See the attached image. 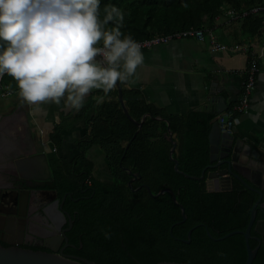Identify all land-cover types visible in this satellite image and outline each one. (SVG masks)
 Masks as SVG:
<instances>
[{
	"label": "trees",
	"instance_id": "obj_1",
	"mask_svg": "<svg viewBox=\"0 0 264 264\" xmlns=\"http://www.w3.org/2000/svg\"><path fill=\"white\" fill-rule=\"evenodd\" d=\"M185 4L187 7L183 6ZM100 5L101 18L105 5L119 7L124 13L121 30L136 41L190 28L214 30L215 19L220 17L227 19V28L232 30L234 41L239 40L240 34L253 40L264 38V12L250 14L241 20L229 19L227 14L229 10L240 13L252 7H264V0H100ZM112 26L115 25H108ZM2 82L12 90L16 88L7 75L0 78ZM242 94L243 89L240 98ZM122 97L134 120L140 121L148 114L136 134L137 127L124 114L115 89L102 102L93 105V113L86 121L89 135L74 143L79 153L70 161L64 158L49 160L53 187L58 198L66 194L63 207L72 219V227L66 233L69 243L66 252L96 264H156L162 261L244 264L246 249L241 234L221 240L214 238L233 230L243 231L258 195L236 179L231 180L229 190L209 191L205 179L195 180L175 172L168 156L171 145L163 136L166 122L154 119L168 120L176 142L172 157L178 161L179 171L199 176L209 163L208 135L216 114L169 115L147 102L139 90L123 85ZM240 98L227 105L226 111H232L233 120L242 113L233 111ZM83 114L76 113L75 117ZM61 129L59 123L55 124L50 135L56 146L62 140ZM93 146L105 155L111 176L109 182L92 174L93 163L87 158V151ZM127 170L140 175L132 182V189L128 186L131 176ZM78 175H82L81 181L76 178ZM144 185L152 194L170 188L184 207L185 221L172 226L181 220V213L171 194L164 192L154 197ZM259 220H264V208L260 205L250 231L252 236H259L255 229ZM194 226L190 242H184L187 231ZM257 243L249 240L251 248ZM251 264H264L263 243Z\"/></svg>",
	"mask_w": 264,
	"mask_h": 264
},
{
	"label": "crops",
	"instance_id": "obj_2",
	"mask_svg": "<svg viewBox=\"0 0 264 264\" xmlns=\"http://www.w3.org/2000/svg\"><path fill=\"white\" fill-rule=\"evenodd\" d=\"M226 22L224 17L215 19L216 28L213 31L218 40L251 48L258 66L248 106L234 119V137L242 140L244 146L248 144L252 150H264V38L253 40L240 34L239 40L234 41L230 33L232 30L227 28L229 24ZM141 50L144 63L137 70L135 84L127 88L139 90L147 102L169 115L210 113L215 98L222 97L227 105L240 98L249 53L211 52L207 42L192 38L174 39ZM120 87L122 91V85ZM0 91V140L4 150L11 152L14 147L19 153H23V149L31 153L42 152L47 156L48 163L50 159L59 158L70 161L79 153L74 143L89 135L86 121L93 113V105L101 102L98 97L103 95L93 91L85 99L83 107L75 111L67 110L63 102L61 105L46 104L34 109L19 98L17 88L12 90L3 82L0 83ZM5 91L10 93L3 95ZM79 112H84L83 116L75 117ZM57 123L62 128L59 146L50 139ZM87 158L93 163V176L109 182L111 176L107 168L106 171H99V165L107 162L104 153L93 146L87 151ZM24 201H27V197ZM20 207L21 200L15 204L16 209Z\"/></svg>",
	"mask_w": 264,
	"mask_h": 264
},
{
	"label": "clouds",
	"instance_id": "obj_3",
	"mask_svg": "<svg viewBox=\"0 0 264 264\" xmlns=\"http://www.w3.org/2000/svg\"><path fill=\"white\" fill-rule=\"evenodd\" d=\"M103 13L100 0H0V78L34 109L63 102L78 111L93 91L102 102L118 84L131 87L141 45L122 32L119 7Z\"/></svg>",
	"mask_w": 264,
	"mask_h": 264
},
{
	"label": "water",
	"instance_id": "obj_4",
	"mask_svg": "<svg viewBox=\"0 0 264 264\" xmlns=\"http://www.w3.org/2000/svg\"><path fill=\"white\" fill-rule=\"evenodd\" d=\"M116 88L118 101L124 114L137 127L135 132L136 134L141 129L144 119L148 114H144L140 121L134 120L128 114V111L124 105L120 85L118 84ZM227 107L228 106L224 99L222 97H217L215 98V105L211 107V111L217 115L224 112ZM154 119L164 120L166 122L167 130L163 136L171 145L168 151V156L169 159L173 161V170L175 172H179L185 177L195 180L205 179V183L209 191L229 190L231 186V180L236 179L245 188L255 192L258 195V198L254 201L250 209L249 220L243 231L233 230L221 237L214 238L215 240H221L233 234H241L244 237L246 249V259L244 264H251L260 244H264V224L261 225L262 227L260 236H252L250 233L256 219L257 206L260 205L264 208V150H252L248 144L244 146L242 140L235 139L234 137V134L236 133L235 127H233L230 132L224 133L219 130L218 125L216 122H214L208 135L209 163L202 169L199 176H190L186 173H183L182 171H179L178 161L172 157L176 142L172 138L168 120L161 117H154ZM6 133L8 136H10V133ZM135 134L132 136V138L135 136ZM10 137L12 138V136ZM0 138H2L1 135ZM129 143L130 142H128V144ZM4 149L5 148L3 146H0V169L5 170V173L8 174V176L18 177L22 185H25L24 181H44L51 178V169L47 161V156L42 152L31 153L29 150L23 149V153H19L14 147H12L11 152H6ZM127 173L131 176L128 181V186L132 189V182L139 179L140 175L139 173H132L129 170H127ZM139 187L140 186H138V188ZM144 187L146 188L148 194L154 197H157L164 192H169L171 194L173 203L179 207L181 213V220L172 224V226L185 221L186 214L184 207L178 203L174 192L170 188L160 189L156 194H152L147 185H144ZM138 188L134 189V191H136ZM2 190L3 189L0 188V194L2 193ZM64 197L65 196H63L61 202L59 203L60 208L62 207ZM41 212L46 215V217L48 216L44 210ZM66 215L68 227L64 229L62 233L69 230L72 226V221L70 220L69 215L67 213ZM63 219L65 220V216ZM50 222H52L51 219ZM259 222L262 223L261 221H257L256 225L259 224ZM195 227L196 226L190 228L187 231V238L183 240L184 242H190V235L192 229ZM256 227L257 226H255V228ZM207 235L211 237L208 231ZM250 239H254L258 242L254 248L249 246ZM60 240H66V238L61 237L59 242ZM64 247L65 245H63L57 253V249L55 248L48 252L42 250L25 249L16 245L5 247L0 244V264H96L93 261L76 255L62 253ZM156 264L187 263L162 261Z\"/></svg>",
	"mask_w": 264,
	"mask_h": 264
},
{
	"label": "flooded vegetation",
	"instance_id": "obj_5",
	"mask_svg": "<svg viewBox=\"0 0 264 264\" xmlns=\"http://www.w3.org/2000/svg\"><path fill=\"white\" fill-rule=\"evenodd\" d=\"M0 146H3L1 140ZM5 172L0 169V188L3 189L0 194V244L5 247L16 245L25 249L48 252L55 248L57 253L65 245L62 253L74 255L66 252L69 246L66 233L70 229L62 233L68 227L66 213L72 221L70 213L63 207L64 201L62 207H59V203L66 194L58 198L57 191L53 187L52 173L49 180L24 181L25 185H22L18 177L8 176ZM76 178L81 181L82 175ZM68 195L70 196V193ZM26 197L27 201H24ZM20 200L21 207L16 209L15 204ZM42 210L47 213L52 222L41 212ZM259 221L262 223L255 225L257 226L255 229L260 236L264 220ZM60 235L66 240L59 242Z\"/></svg>",
	"mask_w": 264,
	"mask_h": 264
},
{
	"label": "built area",
	"instance_id": "obj_6",
	"mask_svg": "<svg viewBox=\"0 0 264 264\" xmlns=\"http://www.w3.org/2000/svg\"><path fill=\"white\" fill-rule=\"evenodd\" d=\"M264 12V7L256 6L248 10H244L240 13L233 10L227 12L228 18L232 20H241L250 14H257ZM192 38L197 41L207 42L211 52H246L249 53L248 65L244 71L243 79V94L238 102L233 107V111L243 112L249 103L250 94L254 89L256 82V75L258 73L257 57L243 44L233 43L226 44L222 43L216 37L214 31L209 28H190L175 32L169 35H157L154 37L138 40L137 42L141 45V48H151L152 46L159 44H166L174 39ZM1 92V91H0ZM10 92L5 91L3 95H8ZM214 122L218 125L221 132L228 133L234 127V120L232 119V111H224L221 114H217Z\"/></svg>",
	"mask_w": 264,
	"mask_h": 264
},
{
	"label": "rangeland",
	"instance_id": "obj_7",
	"mask_svg": "<svg viewBox=\"0 0 264 264\" xmlns=\"http://www.w3.org/2000/svg\"><path fill=\"white\" fill-rule=\"evenodd\" d=\"M105 167H106V164L105 165H103V164H101V165H99V171H106L105 170ZM95 174H96V176H98V174L95 172ZM99 177V176H98ZM98 179H100V178H98Z\"/></svg>",
	"mask_w": 264,
	"mask_h": 264
}]
</instances>
